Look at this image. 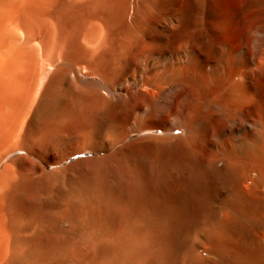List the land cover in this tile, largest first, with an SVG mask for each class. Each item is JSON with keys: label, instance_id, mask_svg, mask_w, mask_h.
<instances>
[{"label": "bare ground", "instance_id": "6f19581e", "mask_svg": "<svg viewBox=\"0 0 264 264\" xmlns=\"http://www.w3.org/2000/svg\"><path fill=\"white\" fill-rule=\"evenodd\" d=\"M0 264H264V0H0Z\"/></svg>", "mask_w": 264, "mask_h": 264}, {"label": "rangeland", "instance_id": "374dc122", "mask_svg": "<svg viewBox=\"0 0 264 264\" xmlns=\"http://www.w3.org/2000/svg\"><path fill=\"white\" fill-rule=\"evenodd\" d=\"M87 155V154H86Z\"/></svg>", "mask_w": 264, "mask_h": 264}]
</instances>
